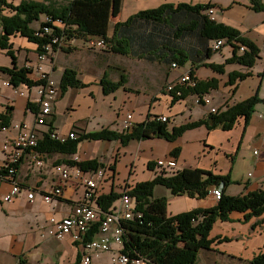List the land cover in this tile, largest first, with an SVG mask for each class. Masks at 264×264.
I'll return each instance as SVG.
<instances>
[{
  "label": "crops",
  "instance_id": "1",
  "mask_svg": "<svg viewBox=\"0 0 264 264\" xmlns=\"http://www.w3.org/2000/svg\"><path fill=\"white\" fill-rule=\"evenodd\" d=\"M24 1H38V3L52 4L56 7L69 2V0H7L8 3L15 5ZM209 1L216 4L218 10L222 11L224 6L230 4V1L224 4L223 0H122L119 14L110 19L109 34L113 33L114 24L127 20L143 9L155 8L168 2L177 5L180 2L196 4ZM235 2L238 6L245 5V8L253 10L250 8L249 0H235ZM231 9L229 8L224 14H217V19L236 26L243 35L252 38L256 45L263 48L264 13L259 16L260 21L249 24L243 20L242 12ZM1 13L11 17L15 11L2 6ZM45 18L46 15H41V19L32 22L31 26L38 29ZM3 33L4 28L0 23V36ZM8 43L9 46L6 48L0 46V67L14 66L13 54L17 65L20 68L27 67L28 77L37 82L40 74L36 68L42 63L43 69L49 71L52 78L58 82V95L53 101V114L39 117L27 106L28 102H35L38 106L37 99L40 97L38 85L30 86L25 83L13 85L11 76L1 71L0 114L6 115L9 111L11 114L7 123L8 127L5 130L0 129V169L3 168L7 159L2 145L5 141L16 137L24 124L41 133H46L53 128L51 131L64 133V135L72 130L84 133L106 127L114 131H122L124 130L122 120L126 114L133 115L134 123L143 122L149 115L156 114L169 116L171 129L172 126L207 117L212 107L224 110L227 105L236 104L253 95L255 90L251 86L243 85L246 79L253 77V74L242 81L238 80L235 84L227 85L228 74L232 70L244 72L251 70L252 72L251 67L235 62L237 67H233L232 70L226 68L225 73H220L204 65L195 69V76L199 79L217 78L219 80V87L211 89L208 93L212 98V104L198 105L195 103V98L193 99L194 95H188L174 103L173 94L168 92L166 87L183 72L192 69L190 61L174 68L171 64L114 53L108 47L100 52L93 51L88 49L82 40H78L77 45L72 46L70 52L64 49L70 48L66 45L56 49L52 54L48 53L46 59L40 61L36 42L29 40L20 32L10 35ZM218 51L207 61L212 62ZM232 52L231 46L225 58L231 57ZM112 56H118L114 64L111 61ZM260 58H264V51ZM112 66L114 68H111ZM67 68H75L78 76L87 85L82 88L69 87L62 95L59 84L63 70ZM92 69L104 72L120 71L113 80H119L124 73L128 78L127 86L105 94L100 84V73L97 78L91 75ZM146 73L158 74V78L153 77V79L151 75L149 78ZM147 78L154 83L146 82ZM233 88H236L234 92ZM70 91H74L72 99L65 102V96ZM262 96L264 97V93ZM62 110L65 115H68L61 120L59 115ZM66 110L68 112H65ZM244 120V117H241L229 130L208 129L203 125L187 129L175 141L157 136L145 140L133 139L127 145L120 140H84L79 143L77 152L71 154L28 149L19 163L15 176L23 190L13 201L0 205V264H119L113 259L116 249L120 248L119 245L114 244L111 251L93 252L91 263H84L82 262V256L85 253L83 242L75 240L72 235L61 239L49 233L50 218L69 216L84 193L83 185L78 180L72 179L65 183L64 192L53 197L51 202L47 203L43 199V193L51 191L62 182L55 166L72 165L70 164L72 159L84 161L95 158L104 163L105 166L100 168L105 172V177L99 180V195L112 191L122 192L125 186H134L138 181L154 178L160 173L156 165L157 160L171 156L178 162L179 169L202 167L217 175L230 173L233 182L226 189L228 194L244 195L255 190H264V114L258 113L255 107V112L247 126ZM90 145L93 146L92 149ZM175 148H181L177 157L171 153V150ZM248 149L252 151L251 154L249 152L250 157L246 158L245 151ZM256 150L258 152L254 154ZM40 160L42 164L38 163ZM150 161L156 162L153 168H149ZM245 163L249 169L247 176L240 175L237 171L238 167H242ZM11 185L12 180L9 174L3 176L0 174L1 192L9 191ZM160 186L156 187L155 196L168 198L167 212L170 216L197 207L209 208L218 202L211 192L204 198H198L189 197L186 194L174 195L167 188L168 190L158 195L157 189ZM28 190L35 192L33 201L27 197ZM117 204L118 199L111 208ZM243 213L235 211L230 213V220L217 221L211 230L210 237H216L221 241L217 239L218 241L211 244L210 249H201L197 264H218L220 261L224 264H237L241 260L251 264L249 261L260 251H264V213L253 216L248 221L244 219ZM100 237L101 233H97L93 239ZM224 237L229 239L222 240Z\"/></svg>",
  "mask_w": 264,
  "mask_h": 264
},
{
  "label": "trees",
  "instance_id": "2",
  "mask_svg": "<svg viewBox=\"0 0 264 264\" xmlns=\"http://www.w3.org/2000/svg\"><path fill=\"white\" fill-rule=\"evenodd\" d=\"M249 2L253 11H264V0H249ZM2 6L15 11V14L6 17L1 13ZM210 7H216V4L211 1L196 4L180 2L177 5L170 2L164 3L155 8L140 10L127 20L117 22L114 24L113 33L109 34L110 19L119 14L122 0H69L68 3L59 7L38 3V1H24L15 5L8 3L7 0H0V23L4 28V33L0 36V46L8 47L10 35L20 32L21 35L36 42L39 53H44L52 35L46 33L40 36L37 32L44 24H49L54 29V33L64 31L68 36L78 37L83 44L93 37L104 38L106 48H110L114 53L128 54L131 57L171 65L175 62L177 66H183L190 61L192 64L190 71L195 76V69L204 65L220 73L226 72L224 64L207 61L216 51L220 50V48L213 49L211 43L217 39H223L233 47L232 55L225 60V63L236 62V64L252 68L256 60L261 57L260 47L236 27L218 19H211L205 12ZM43 14L51 17L53 21L62 20L64 26L59 27L51 22L43 21L38 29L33 28L31 23L39 21ZM240 46H245V50L241 51ZM64 49L67 52L72 50L71 47ZM12 57L13 67H0L1 71L11 76V84L25 83L37 86L42 83L40 80L35 82L29 78L27 75L29 69L20 68L13 54ZM251 74V71L233 70L228 74L227 85L235 84L237 80H243ZM262 76H264V71L260 77ZM195 80L194 86L181 88L180 96L175 95L174 90L172 91L174 103L188 95L208 94L211 89L219 87L217 78L205 80L195 76ZM127 81L128 78L124 73L117 81L112 80L108 73H105L100 79V84L104 93L108 94L120 87H126ZM86 85L78 76L75 68L63 70L59 84L62 95L69 87L82 88ZM235 89H232L233 92ZM259 103H264V97L255 93L236 104L227 105L224 110L216 108V111H211L205 118L172 126L171 129L169 128L170 120L162 122L157 120L156 114H151L143 122L134 123L132 129L128 131L126 129L114 131L106 127L98 131L78 132L77 138L68 139L66 142L51 139L49 134L45 133L36 149L71 154L77 152L79 143L84 140H120L127 145L133 139L145 140L154 136L175 141L187 129L201 125L208 129L229 130L241 117H244V124L247 126L255 112V106ZM27 106L39 115L40 109L35 102H28ZM10 114V111L6 115L0 114L6 126ZM52 119L50 120L51 126ZM51 130L53 128L49 132ZM180 149L171 150L172 155L177 157ZM155 163L150 161L149 168H153ZM70 164L78 165L85 171L97 170L105 166L103 162L95 158L84 161L72 159ZM0 174L8 175L9 170L1 168ZM232 182L230 173L217 175L202 167H184L169 173L160 172L152 179L138 181L134 186H130L127 193L134 197L136 206L133 218L121 219V226L124 230L123 253L130 255L131 258L144 259L146 264H196L201 249H210L212 243L221 241L218 238V240L210 238V232L217 221L230 220V213L235 211L244 212V219L247 221L253 216L264 213L263 189L244 195H232L226 193L227 187ZM159 185L169 188L174 195L186 194L189 197L198 198L208 196L212 187L222 185V197L212 207H197L170 216L167 212L168 198L155 196V189ZM122 194L117 191L102 194L98 197V203L103 211H107ZM100 224L97 222L92 225L86 240L96 236ZM228 239V237L222 238V240ZM249 262L264 264V251H260Z\"/></svg>",
  "mask_w": 264,
  "mask_h": 264
},
{
  "label": "built area",
  "instance_id": "3",
  "mask_svg": "<svg viewBox=\"0 0 264 264\" xmlns=\"http://www.w3.org/2000/svg\"><path fill=\"white\" fill-rule=\"evenodd\" d=\"M211 19L217 20V7H210L205 11ZM46 23L51 22L55 26L63 27L62 20L53 21L51 17L47 16L44 20ZM46 33L51 34L50 42L46 45V51L39 53L38 58L40 61L46 59L48 53H54L56 49H61L67 45L72 47L77 45L78 37L68 36L66 32L54 33V29L49 24H44L41 29H38L37 35H45ZM226 40L217 39L212 42L213 49L221 48ZM87 48L92 50L102 51L106 49V41L104 38L93 37L85 42ZM55 46L57 48L55 49ZM240 50L244 51L245 46H240ZM174 68L178 67L175 62L172 63ZM44 65L40 63L36 70L39 72V80L42 81L38 85L39 99L37 104L40 107L39 117H46L53 114V101L58 95V82L52 78L49 71L43 69ZM190 70L183 72L175 80H172L167 85L166 90L170 93L174 90L175 95L180 96L182 94L181 88L194 86L196 83L195 76L191 74ZM1 74V70H0ZM179 87V88H178ZM178 88V89H176ZM195 103L210 105L212 104V98L209 94H195ZM211 111H216L215 107L211 108ZM133 115L126 114L122 120V127L126 131L131 130L134 122ZM157 120L162 122H168L169 116L157 115ZM8 126L3 124L0 119V129L5 130ZM49 137L54 140L66 142L68 139L77 138L76 130L70 131L68 134L60 133L57 131H48ZM45 133H41L33 127L24 124L22 125L19 134L11 140L5 141L2 145L3 151L7 154V159L4 162L3 168L9 170V177L12 180L11 189L7 192H1L0 190V205L3 203L11 202L17 197L23 190L21 185L15 179L18 172V166L20 161L23 159L28 149L35 150L37 145L43 139ZM258 150L254 152L257 154ZM42 164V160L38 161ZM158 168L160 172H173L178 168V162L175 158L168 157L166 159L157 160ZM55 169L60 175L61 183L54 187L51 191L43 193V199L49 203L53 197L59 196L64 192V185L66 182L72 181V179L78 180L84 187V193L79 202H77L72 213L64 218L51 217L50 224L51 228L49 233L58 238H65L68 235H72L75 240L83 242L85 253L82 256V262L91 263V255L96 251H111L113 250L114 244L119 245V249H116L113 257L114 261L119 264H146L144 259L131 258L130 255L123 253V234L124 230L121 226V219H131L135 214V199L133 196L128 195V186H125L122 190V195L118 199V204L107 211H103L98 203V197L100 196L99 180L105 177V172L102 169H90L86 172L81 169L78 165H56ZM210 192L214 194L219 200L222 197V185L214 186ZM27 197L30 200L35 199V192L32 190L26 191ZM140 216V214H138ZM100 222L99 231L101 237L97 239H87V235L92 225ZM100 264V263H98Z\"/></svg>",
  "mask_w": 264,
  "mask_h": 264
},
{
  "label": "rangeland",
  "instance_id": "4",
  "mask_svg": "<svg viewBox=\"0 0 264 264\" xmlns=\"http://www.w3.org/2000/svg\"><path fill=\"white\" fill-rule=\"evenodd\" d=\"M230 1V4L228 5V6H224V11H222V10H218V12H217V14H224V12L225 11H227L229 8H232L231 10L232 11H239V13H241L242 12V16H243V20L246 22V23H249V24H254V23H256V22H258V21H260V19L259 18H261V17H259V16H261V14H263L264 12H254L253 10H250L249 8H245V5H241V4H239V6L237 5L238 3H236L235 2V0H223V3L224 4H226L227 2H229ZM234 27H236V26H234ZM237 28V27H236ZM263 48H260L261 49V53H263V51H264V45L262 46ZM229 48H231V44H229V42L228 41H226V43L224 44V46H222L220 49V51H218L217 52V54H215L216 56H215V58H213L212 60V62H214V63H221V64H224V66H225V71H226V68H227V70H232V68L233 67H237L236 66V64H235V62H232V63H225V60L227 59V58H225V56L228 54V52H229ZM260 53V54H261ZM114 55H117V54H114ZM116 58H118V56L117 57H111V61H112V63L113 62H116ZM229 58V57H228ZM114 64V63H113ZM111 68H114V66H112ZM103 70H97V69H92L91 70V75H93V76H95V77H97L98 78V76H99V73H100V75H101V78H102V76L105 74V73H108V76H109V78H111L112 80L113 79H115L114 77H116V75H117V73H120V71H113V70H107V71H103ZM233 71V70H232ZM251 71V70H250ZM264 71V58L263 59H261V58H259V59H257L256 60V62H255V64H254V66L252 67V74H253V77L251 78V77H249L248 79H246V81L244 82V86L245 85H247V86H251V88H255V90H254V92H253V95L255 94V93H258V95L260 96V97H263L262 95H263V93H264V76H262V77H260V75L262 74V72ZM101 72H102V74H101ZM241 72H244V71H241ZM148 76L149 75H151V74H149V73H146ZM251 74V75H252ZM158 74H154V75H151V77L153 78V77H157L158 78V76H157ZM118 76V75H117ZM227 76V75H226ZM149 78H150V76H149ZM154 79V78H153ZM150 81V82H149ZM238 81V80H237ZM236 81V82H237ZM239 81H242V80H239ZM146 82H149V83H154L151 79H149L148 80V78L146 79ZM166 83V82H165ZM165 86H166V84H165ZM164 86V87H165ZM73 92L74 91H70L66 96H65V98H66V100H65V102H67L68 100H71L72 99V94H73ZM253 95H251V96H253ZM233 97H235V96H233ZM193 99H194V97H193ZM256 107V111H258V113H262V114H264V103H260V104H258V105H256L255 106ZM65 112H68L67 110L65 111ZM68 115V114H67ZM67 115H65L64 113H63V110H62V113H60V115H59V118L62 120V119H64V117H66ZM91 149H92V147H91V145L89 146ZM251 151L252 150H247V151H245V157L246 158H248V157H250V154H251ZM249 152H250V154H249ZM250 160V159H249ZM237 171H238V173L240 174V175H244L245 174V176H247V173L249 172V169H248V166H247V164L245 163L242 167H238V169H237ZM166 190H168L167 189V187H165V186H160V187H158V189H157V194L159 195L160 193H163L164 191H166ZM210 234H211V232H210ZM210 238H215V239H217L216 237H210ZM203 249H205V248H203ZM199 255V254H198ZM197 264V263H196ZM218 264H224L222 261H220ZM237 264H246V262L245 261H243V260H241L240 262H238Z\"/></svg>",
  "mask_w": 264,
  "mask_h": 264
}]
</instances>
